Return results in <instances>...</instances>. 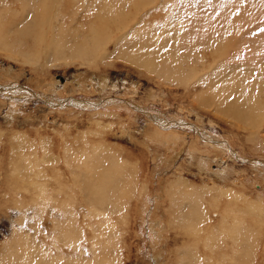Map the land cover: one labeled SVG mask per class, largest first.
<instances>
[{"label":"rangeland","instance_id":"1","mask_svg":"<svg viewBox=\"0 0 264 264\" xmlns=\"http://www.w3.org/2000/svg\"><path fill=\"white\" fill-rule=\"evenodd\" d=\"M142 1L150 5L170 1L172 6L177 4L180 6V11H175V14L171 16L167 12L161 16H158L159 13L155 14L157 21L164 23L163 31H167L168 22H176L182 16L185 20L193 16L196 19L200 18L201 22L203 20L204 14L198 5L203 0ZM204 1L208 2V5L213 4L211 7L215 9H213L214 17L230 16L233 10L241 13L250 5L253 11L245 17L252 18L253 22L255 19L260 20L256 32H264V9H262L264 2L260 3V0ZM9 2L12 3V0ZM98 5L97 0H85L84 3V7L88 9L96 8ZM73 8H79L76 1H74ZM239 12H236V15H239ZM140 13H144V10ZM83 15L84 17L79 15L75 23L82 29L81 31H77L75 25L64 22L61 27L62 32L58 35L61 42H70V51L76 45L72 39L74 35L68 33L71 27L80 40L76 48L77 54L82 52L83 42L91 39L90 28L85 30V25L88 23V25H93L97 22L91 12L83 13ZM66 16L72 17V14H66ZM23 17L28 18L29 14L26 13ZM142 17L145 21L148 20L147 15L142 14ZM247 28L242 25L239 30ZM233 30L238 31V28L235 27ZM231 34V31L226 32L228 41L232 39ZM186 35L187 31L178 30L175 33L171 30L157 38L168 37L169 41L174 43V36L181 40L180 36L186 37ZM54 39L59 43L55 35ZM238 43H240L239 40ZM62 47L61 51L54 55L69 53L67 48ZM238 49L239 51L233 48L226 63L224 61L219 82L216 74L204 71L199 61L191 60L187 50L173 48L169 51L181 53V71L193 65L196 70L203 72L197 79L206 77L207 82L214 86H217V82L222 87L228 84L230 90L235 86L231 80L234 78V69L237 66L240 82L244 84L247 82L246 86H254L256 90L258 89L256 94L261 99L262 104L260 105H264V76H258L256 72L261 65L264 69L263 63L254 59L251 67L246 68V64H242L245 62L241 58L243 57L240 54L241 48L238 47ZM102 50L92 49L87 54V59L94 62ZM31 52L34 53L32 48ZM112 63V66H106L104 62H98L97 67H91V69L80 66V64L85 65L84 61L76 59L74 63L70 62L68 65L59 62V65L55 67L43 68L42 71L34 72L29 66L15 64L8 60L5 54H0V89L3 92L11 86L9 89L18 88L14 91L19 94L12 97L0 93V264H18V260L19 264H32L33 257L38 258L37 264H45V262L62 264L61 259L63 258L75 259L80 264L87 263L92 260L90 257L92 242L88 241L94 236L98 240L94 241L98 244L95 253L99 255L94 261L110 259L113 260V264H264V167L259 163H253V161L264 162V106H259L257 109L256 122L249 119L237 120L230 115L232 113L230 109L226 108L223 113L221 108H217L221 107L218 105L219 101L217 103L214 97H209L206 90L208 88L204 86L205 88L202 89V83L195 85L197 81L193 82L194 79L189 80L191 88L185 91L183 85L185 82L166 83L159 78L161 76L158 74L139 70L121 61L113 60ZM171 67L169 66L167 74L173 72ZM10 68L13 72L11 77L4 78L6 75H2L3 71L9 72ZM189 73L193 72H188L190 79L191 74ZM223 75L228 76L225 78ZM251 76L255 78L252 79ZM100 77L107 81L105 87L101 86ZM16 92H13V95L17 94ZM24 93L35 95L24 98L21 95ZM73 99L82 102L85 106H74L71 103ZM8 114H12L11 121L7 118ZM251 127L253 129H250ZM169 131L179 138L175 141L165 138L164 136ZM15 132L30 136V140L34 141L33 144L30 140L20 141L25 146H34L35 143L37 145L39 139L44 141L43 146L47 145L44 150L46 161L40 165L35 164V168H38L36 166L46 168L50 175L44 178V184L49 187L50 195L46 197L52 203L56 202V198L62 202L65 195L59 191L60 188L56 187L59 181L51 178L53 174H58L54 169L70 162L72 167L69 169L76 170L71 159L70 161L64 160L63 152L67 151V147L71 150L76 149L75 152L86 151L85 153H90L92 157L95 156L93 157L94 165L98 164L96 159L103 160V162L110 160L109 163L122 169L126 177L130 175L134 181L137 179L138 186L144 185L142 187L146 188L147 193L141 191L142 194L139 193L140 196L137 198L134 193L133 195L132 192L130 193V188L134 183L128 182L129 191L125 192L118 202L116 199L117 206L113 204L107 208L110 225L103 227L99 233H94L89 228L90 225H98L99 219H84V214L79 215L80 218L76 216L75 220L73 217L69 224L67 223L68 217H63L64 220H62L56 216V220L61 221V226H53L59 222L55 224L52 221H45L42 224L43 229L40 228L38 231L36 229L39 223L45 219L44 210L46 208L38 211L33 208L36 207L35 203L29 204L31 199L36 198L33 186L27 183L26 172H14L13 176L9 172L14 164L12 162L17 161L14 157L16 154L12 155L10 152L15 148L18 149L14 145L19 142L9 146L7 138ZM38 132H40V138L34 135ZM25 138L29 137L23 139ZM25 146H23L24 149L27 147L29 149L20 152L23 156L25 153L41 156V153H37L40 151L39 148L36 152H32L30 146ZM7 147L11 149L13 147V149L8 150ZM17 149L15 153H18ZM21 159L14 165L24 164ZM30 159L32 160L31 157ZM84 168L88 166L83 165L82 169ZM3 170L6 172L4 173ZM14 176L17 178L14 179ZM115 180L118 185L125 184L119 182V179ZM125 180L127 181L126 178ZM40 182H42L41 179ZM81 182L83 183L82 180H77L76 184L74 183L75 186L73 182L69 183L70 185L65 184L66 193L69 191L72 195V190L77 192L74 188L83 189ZM27 187L32 191L24 193L20 190V188ZM171 188H174V191ZM171 191L174 193L172 196H170ZM21 194L25 198L20 199ZM128 195L130 199L126 198ZM72 198V202L74 201L75 207L78 208V196L74 198L73 195ZM140 199L145 207L143 212ZM192 199L198 202L192 203ZM188 201H191L189 213H195L194 218L197 214L200 215L197 216L198 221L194 223L197 219L195 218L191 224H188L186 219L183 221L178 219L181 214H184ZM195 203L198 204L195 205ZM16 204L18 206H15ZM180 211L181 214H179ZM223 211H226V215ZM79 213L84 212L79 211ZM177 214L178 224L174 219ZM232 220L237 221L235 222L236 228H231ZM148 222L149 224L155 222L156 225L150 226ZM156 227H160L158 231H155ZM148 228L151 230L149 231ZM67 230L69 231L68 236L64 234L65 237H62ZM153 231L156 232L155 235L158 238L156 239L157 244L152 237ZM236 235L237 241L230 242L231 236ZM22 240L23 242H19ZM16 242L18 245H15ZM16 250L18 251L17 257L14 259L12 255ZM21 253L28 254L27 261L26 258L21 259Z\"/></svg>","mask_w":264,"mask_h":264},{"label":"bare ground","instance_id":"2","mask_svg":"<svg viewBox=\"0 0 264 264\" xmlns=\"http://www.w3.org/2000/svg\"><path fill=\"white\" fill-rule=\"evenodd\" d=\"M74 1H76L77 4L79 5L78 9L73 8ZM32 2H30V0H12V3H10L9 0H0V54H5L6 58L8 60L12 61L13 63L15 62V64L20 63L21 65L29 66L30 70H33L34 72L35 71L38 72L40 70L42 71L43 68L55 67L56 65H59L58 64L59 62H62L63 65H68L70 62L74 63V60H76V59L83 60L85 65L80 64V66H85L88 68H91V67L96 68L98 65V62H101V63L104 62V64L106 66H112L113 60L114 61H121L122 63H124V64L126 63L128 66L137 68L139 70H145L149 73L158 74L161 76L159 78L161 80H164V82H166V83H172L174 81L185 82L183 84L185 86V91H186V89L188 90L189 88H191V87H189V80H191V79H194L193 82H195V80L197 81L195 83V85L202 83V85H203L202 89L205 87L208 88L206 90H207L209 97L210 98L214 97L216 99L217 103L219 101L218 105H220L221 107H219V106L217 107V104H216V107L221 108V111L223 110V113L226 110V108H227V110L230 109V112H232L230 115L234 116L235 119H237V120L238 119L239 120L249 119V120L256 122L257 114H258L257 109L259 108V106H264V105H260V104H262L261 99L256 94L258 89L256 90V88L254 86H246L245 84L247 82L245 84L240 82L241 79H240V76L238 74L239 69L237 66H235V69H234L235 73H234L233 80H231L229 78L232 81V83L235 84L233 89L230 90L228 88V84L226 87H222V86H219L220 83H218L221 80V74L222 73L220 74V71L223 68V64L226 63V59L229 58L233 48H235L237 51H239L238 47L241 48L240 54L243 56L241 58H242L243 62H245V63H242L240 61H237V62H240L242 64H246V68L251 67L254 59L260 60V62L263 63V66H264V32L263 33L256 32L257 26H258V24H260V20L255 19V21L253 22L252 18L247 19L245 17L246 14H250L251 11H253V9L251 7H249L250 5L247 6L246 9L244 11H242L241 13L239 11L233 10V13L230 16L214 17L213 13H215V11H213L214 8L211 7L213 4L208 5V2L203 0V1H200L198 3V5L200 7L199 9H201V11L204 14L202 16L203 17L202 22L199 21L200 18L199 19H196V17L193 18L194 17L193 15H192L193 16L192 18L189 17L190 19H186V20L183 19V16H182L184 13V10H183L182 15H181L182 17L180 19H178L176 22H173V23L168 22L167 31H163L162 29H163V27H165V26H163L164 23L161 21H157L158 18H157V16H155V14L159 13V15L158 14L157 15L161 16V15L165 14V12H167V14H169V16H171V15L175 14V11H180V8H179L180 6L178 4L176 6H172L173 4L170 1L154 3V4L150 5V4H145L142 0H97L99 5L96 8L88 9L87 7H84L85 0H32ZM246 2H248V1H246ZM263 2L264 1L260 0V3H263ZM221 6H223V5H221ZM243 6H245V5H243ZM182 8L185 9L183 6H182ZM262 9H264V7ZM142 10H144V13H140V11H142ZM89 12H91L97 19V22H94L93 25H88L89 24L88 23L85 25L86 27L83 26L85 28V30H88L90 28L91 39H86L83 42L82 52L77 54L76 48L80 44V40H79L78 36L76 35L75 31L71 27H69L68 33L69 34L72 33L74 35V38H72V39L74 40V42H76L75 47L70 49V51H69L70 42L69 41L61 42L59 40V37H58V35L62 32L61 27H62L63 23L64 22L71 23V24L76 26L77 31H81L82 29H80V27L75 24L76 19H77V17H79V15L84 17L83 13H89ZM236 12H239V15H236ZM26 13L29 14L28 18L23 17V16H25ZM185 13L187 14V12H185ZM195 13H197V12H195ZM257 13H259V12H257ZM66 14H72V17H67ZM142 14H145L148 16L147 21H145L143 19ZM192 14H194V13H192ZM260 14H262V13L260 12ZM257 18H259V17H257ZM72 19H75V20H72ZM242 25H245L248 28L243 29V30H239V28L242 27ZM255 25H256V28H255ZM235 27L238 28V31L233 30V28L235 29ZM171 30L175 33L178 30L182 31V32L187 31V35H186V37L180 36V39L182 41L179 40V37L174 36L173 37L174 43L170 42L169 41L170 38H168V37L165 39L157 38L159 35H163L165 32H169ZM95 31H97V33ZM229 31L232 32V34H231L232 39L228 41L226 39V32H229ZM47 34L50 37H48ZM54 35H55L56 39L59 40V43L54 39ZM146 38H148L147 41H146ZM238 40L240 41V43H238ZM62 46L67 48L69 53L61 54V55H54L57 52L61 51V49L63 48ZM31 48L33 49L34 53L31 52ZM94 48H99V49H103V50L98 54L97 59L94 62H92V61H89L87 59V54ZM173 48H176V49L179 48L181 50L182 49L187 50L188 57H190L191 60H193L195 62L199 61L202 64L201 69H203L204 71H210V72L216 74L217 78H218V82L216 83L217 86H214L212 83L207 82L208 79L206 77L203 79L202 78L197 79L198 77H200L203 74V72L200 70H196L193 67V65H191L189 68H187L189 71H187V69L181 71V67H180L181 66V60H180V54L181 53L179 54V52H177V51H169V50H172ZM197 52H200V53H197ZM244 54H245V56H244ZM182 55H184V53ZM246 57H248V58H246ZM224 61H225V63H224ZM232 64H233V62H232ZM78 66H79V64H78ZM169 66H172L171 68H172L173 72H170L169 74H167V72H169V69H170ZM257 66L259 67V64ZM244 69H242V70H244ZM11 71H12L11 68H10L9 72L3 71L2 75H6V77H4V78H10L11 74L13 73ZM188 72H193L192 74L189 73V74H191L190 79L188 76ZM256 72H258V74H257L258 76L259 75L264 76V69L262 68V65L260 66V68H258L256 70ZM35 74H37V73H35ZM226 74H227V72H226ZM168 76H170V78H168ZM227 76L228 75H226L224 77L226 78ZM100 78L102 81L101 86L103 85V87H105L107 84V81L102 79V77H100ZM254 78L255 77L253 76L252 79H254ZM0 80H1V78H0ZM2 81H4V80H2ZM98 81H99V79H98ZM249 81H251V80H249ZM211 82H213V81H211ZM190 85H192V84H190ZM255 85H257V84H255ZM9 87H11V86H9ZM9 87H7V89L4 90L3 92L0 89V93L2 92V94H4V95H10L12 97H14V96L16 97L19 95L16 91H14L16 89L18 90V88L9 89ZM13 92H16L17 94L13 95ZM21 92L23 93V91H21ZM21 95L24 98H29L30 95H31V97H34L33 95H35V94L24 93ZM197 99H199V98H197ZM71 101L70 102L74 106H85L82 102H78L77 100L73 99ZM67 103H69V102H67ZM203 103H205V102H203ZM119 109H121V108H119ZM10 112H11V110H10ZM218 112H219V109H218ZM112 116L114 117V115H112ZM7 118L9 119V121H11L12 120V114H8ZM253 126L256 127L258 125H253ZM248 127H250V126H248ZM250 129H253V128L251 127ZM257 129H258V127H257ZM254 130H255V128H254ZM256 131H258V130H256ZM36 132H37V130H36ZM15 133H13L14 135L12 134L11 137L7 138L8 139L7 142H9V146L12 145L13 143L15 144V142H19V143H16V145H14V146L18 147V149L15 148V150L16 149L19 150L18 153H15V150L10 152L12 155L18 154L17 156H19V157H17L16 155H14V157H15V159H17V161L15 160L12 163L15 164L16 162L19 161L20 158H22L21 159L22 161L21 160L20 161L24 162V164L22 163L24 166L22 164H20V165L19 164L18 165L13 164L12 168L10 167L11 171H9L11 174L10 173L9 174L12 175L14 172H17V173L18 172L20 173L23 171L26 172L25 175L27 177L26 179L28 180L27 183H30V185L33 186V190H34L35 198H36V199L29 198V199H31L30 200L31 203H29V204H32V202L35 203L36 207H33V208L38 210V211H41V208H43V209L46 208L44 210V213H45L44 218L45 219H43L39 223V227L36 229L38 231L40 230V228L43 229L42 224L45 221H52L55 224H57V222H59L57 225H53L55 227L59 226L61 224V221H58L59 220L58 218H57L58 220H56V216H59V218H61V219L63 217H68L67 223L69 224L72 222L71 220L73 217L75 220L76 216L79 217V215L84 214V219H93V218L99 219L98 225H90V227H89L90 229H92V231H94V233H99V231L103 227H107L108 225H110V222H109L110 219L107 215V208L109 207V205L116 204V199L118 202V199L121 198L123 196V194H125V192L129 191L130 187H129V185H127L128 182L134 183V185H132L133 187L130 188L131 189L130 193L132 192V195L134 193V195L137 198L140 196L139 193H141V191H144L143 193H147L145 191L146 188L143 189V187H142L144 185L138 186L137 179H135V181H134V179L132 177H130V175L126 177L125 174L123 173L122 169H118L113 163L112 164L109 163L110 160L108 162H103V160L96 159L98 164L94 165V158L93 157H95V156L92 157V155L90 153H88V152L85 153L86 151L75 152L76 149L73 148L71 150L67 147V151L63 152L64 153V160L70 161V159H71L72 163H74L73 166L76 168V170L71 171L69 169V167H72L70 162L65 163L63 167L55 168L54 170L58 173L57 175L53 174L54 173V170H53V173H52L53 176L51 178L53 180L57 179L59 181L58 182L59 185H57L56 187L60 188L59 191L65 195L63 198L64 200L62 202H60V200L56 198L55 199L56 202L52 203V201L48 200V198L46 197V196L50 195L49 189H48L49 187H47L44 184L45 183L44 178H46L50 175L47 172L46 168H42L39 166H36L38 168H35V164L40 165L46 161V159L44 158V156H45L44 150L46 149L47 145L43 146V144H45L44 141L39 139V143L37 145L35 143L34 146H31V145H27V146H30V148L32 149V152H36L37 148H39L40 151H37V153L38 152L41 153V156L40 155L38 156L35 154L34 155L26 154V153H25L26 155L24 154V156H23V154H21L20 152L22 150L24 152V151L28 150L29 148L27 146H25V144L20 143V141H26V140L29 141L31 137L26 136V135H22V134H18L17 132H15ZM174 134L175 133H172L171 131H169V133L167 135H165V136L163 135V136L165 138H167L168 140L170 139V140L175 141L179 137L174 135ZM34 135H36L38 137L41 136L40 132H38ZM24 137H29V138L23 139ZM163 141H164V139H163ZM30 142L33 144L34 141L30 140ZM261 145H263V144H261ZM23 146L27 147V149H24ZM7 149L12 150L13 147H12V149H11V147L10 148L7 147ZM95 154H96V152H95ZM12 155H10V156H12ZM30 157L32 158V160L30 159ZM12 163H11V165H12ZM253 163H259L260 165H263V167H264V162L253 161ZM0 164H1V161H0ZM83 165L88 166V168L82 169ZM3 172L5 173L6 171L3 170ZM4 175H6V174H4ZM15 177L16 176H14V179H15ZM8 178H9V176H8ZM125 178L127 179V181L125 180ZM40 179L43 183L40 182ZM115 179H119V182H124L125 184H119L118 185V183L116 182ZM17 180L19 181V179H17ZM77 180L83 181V183L81 182L83 189H80L81 187H77V188H74V189H77V192H74L73 190L71 191L72 195L69 194V191H68V193H66L64 185L65 184L70 185L69 183H71V182H73V184H74ZM62 181L67 182V183L63 184ZM5 182L6 181H4V183ZM9 182H11V181H9ZM7 183L8 182H6V184ZM17 183H19V182H17ZM20 183H21V181H20ZM52 183H53V181H52ZM55 184H57V183H55ZM55 184H54V186H55ZM75 184H74V186H75ZM45 187L47 189H45ZM52 187H51V189H53ZM65 187H66V185H65ZM173 189L171 188V190H173ZM18 190H19V188H18ZM20 190L21 191L23 190V192L26 193L30 190V188H28V187L25 189L20 188ZM30 191H32V190H30ZM173 191H171L170 196H172L174 194V193H172ZM55 194H56V192H55ZM126 194H128V193H126ZM178 194H180V193H178ZM73 195H74V198H76L78 196V198H77L78 199V201H77L78 202V205H77L78 208L75 207V202L74 201L72 202V199H73L72 196ZM130 195H128V197H126V196L125 197L130 199L131 198V197H129ZM21 198H25L24 195L21 194L20 199ZM51 198H53V197H51ZM154 199H156V198H154ZM158 199H160V198H158ZM214 199H216V198H214ZM126 200H128V199H126ZM188 200H191V199H188ZM186 201H187V198H186ZM58 202H60V204ZM140 202H141V199H140ZM190 202L186 204L187 207L184 211V214H181V211H180L179 214H181V217L178 218L179 220H182V221L184 219H186L188 224H191V221L195 218H197V219L194 220V223L197 222L198 217L200 216L197 214L194 218L193 214H195V213H193V212L189 213V211L191 210L190 209L191 207L189 206ZM194 202H198V201H193V199H192V203H194ZM35 204H33V205H35ZM140 204H142V202ZM197 204L195 203V205H197ZM186 205H184V206H186ZM15 206H18V204H16ZM114 206H117V204ZM181 206H182V204H181ZM141 207H142V212H143L145 210L144 204H142ZM178 208H180V206ZM111 209H113V208H111ZM118 209H117V211H119ZM197 210L198 209H196V211ZM79 211H82L84 213L81 214V213H79ZM229 211H230V209H229ZM231 211H232V208H231ZM23 212H25L24 208H23ZM223 212H224L223 214H225L226 211H223ZM197 213H199V212H197ZM214 213H215V211H214ZM227 214H228V212H227ZM177 217H178V214H177V216H174V219H176ZM172 218H173V216L171 215V219ZM223 218L225 219L226 217H223ZM62 220H64V219H62ZM177 221L178 220L176 219V222ZM81 222H83V221H81ZM235 222H237V221L232 220L231 228H236ZM148 224H149V222H148ZM177 224H178V222H177ZM149 225L150 226L156 225V223L154 222V223H151ZM158 228H160V227H158ZM158 228L157 229L154 228L155 231H158ZM148 230L150 231L151 229L148 228ZM160 230H162V229H160ZM235 231H237V230H235ZM232 232H234V231H232ZM68 233H69V231L67 230V232H64L62 234V237H65L64 234L67 237ZM155 234H156V232L153 231L152 237L155 239V244H157L156 239H158V238H157V235H155ZM98 238H99V236H98ZM103 238H105V237H103ZM150 238H151V236H150ZM101 239L102 238H100V240ZM58 240H60V239H58ZM95 240H97L96 236L92 237L88 241V242H92V245H90V257H92V260H89L88 262L86 260L87 263H83V264H90V263L91 264H108V263L113 264V260H110V259H107L104 261H98V260L94 261L95 257L96 258L99 257V255H97L95 253V251L98 248V244H95L97 242L94 243ZM100 240H99V243L101 242ZM239 240H240V238H239ZM56 241H57V239H56ZM236 241H237V235L231 236L230 242H236ZM19 242H23V240L19 241ZM16 244L18 245L17 242L15 243V245ZM86 245H87V243H86ZM29 249L30 248H28V250ZM159 251H160V249H159ZM17 252H18L17 250L13 251L12 256L14 259H16V257H17ZM80 253H81V250H80ZM20 255H21V259L26 258V261H27L28 254L21 253ZM46 255H47V253H46ZM107 257H109V256H107ZM37 259L38 258L33 257L32 264H37V262H36ZM56 259H58V261L60 260V258H56ZM17 262L19 264V260ZM23 262H25V261H23ZM61 262H62V264H80V262H78L75 259L69 260V259L63 258V259H61ZM53 263H51V264H53ZM45 264H47V263L45 262ZM186 264H189V263H186Z\"/></svg>","mask_w":264,"mask_h":264}]
</instances>
